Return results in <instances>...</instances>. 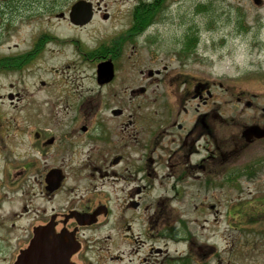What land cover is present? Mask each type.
Segmentation results:
<instances>
[{"label":"flooded vegetation","instance_id":"1","mask_svg":"<svg viewBox=\"0 0 264 264\" xmlns=\"http://www.w3.org/2000/svg\"><path fill=\"white\" fill-rule=\"evenodd\" d=\"M134 1L127 10L113 4L108 13L100 1H90L93 16L110 23L104 43L73 49L94 65L93 108L65 111L55 133L42 126L40 109L25 91L45 88L55 67L64 65L65 45L78 42L64 39V23L83 29L92 20L71 24L63 0H0V264H18L22 253V264H155L152 258L163 250L150 244L140 257L146 243L174 236L169 218L163 224L155 213L147 215L159 202L152 199L156 181L171 177L174 191L200 198L221 189V180L263 173L264 103L238 91L230 96L249 113L224 120L215 84L204 74L168 66L160 57L144 64L139 45L160 43H145L143 36L167 32L159 20L165 5ZM127 49L135 52L132 66ZM103 62L112 71L98 82ZM63 88L43 90L71 100ZM25 123L40 126L28 130ZM249 129L255 132L245 135ZM246 152L250 158L242 163ZM159 167L163 176L153 170ZM99 232L102 237L94 238ZM170 259L164 264L175 263Z\"/></svg>","mask_w":264,"mask_h":264},{"label":"rangeland","instance_id":"2","mask_svg":"<svg viewBox=\"0 0 264 264\" xmlns=\"http://www.w3.org/2000/svg\"><path fill=\"white\" fill-rule=\"evenodd\" d=\"M63 1L66 15L76 0ZM89 1H100L106 6L105 13L113 8V4H121V9L127 10L135 2ZM163 2L166 11L162 14L160 11L159 20L168 27L167 32L159 38L143 36L145 43H160H150L148 46L140 43L141 55L138 56L142 62H152L149 57L153 56L160 57L168 66H190L193 74L202 73L210 83L215 84L212 94L215 104L222 102L219 111L224 120H244L249 110L236 106L233 94L243 91L249 98L256 95L257 102L264 103V0H261L260 6L253 5L251 0ZM66 23L63 26L64 39L75 38L78 42L70 43L72 48L65 45L64 65L55 67V75L48 77L51 81L47 82L45 88L29 86L25 91L27 96H33L29 101L40 109L42 126L55 133L57 123L65 111L92 110L90 100L95 92L94 65L92 61L81 60L73 49L91 51L104 43L110 26L99 16H95L83 29L71 28ZM188 37H191V43L196 44L189 52H183ZM150 47L153 48L152 54L148 50L152 49ZM124 58L131 65L135 52L127 49ZM59 84H63L64 94L68 90L72 93L71 100L51 97L43 90L53 91ZM147 106L152 109L149 104ZM240 109L243 114L239 113ZM16 116L19 117V113ZM25 125L28 130L40 126L29 123ZM232 129V126L225 128V136ZM249 158L250 153L246 152L241 162ZM153 170L160 176L164 174L161 167ZM245 176L243 174L231 182L221 180V189H209L207 197L204 195L200 198L191 196L189 191L184 196L176 192L178 189L174 191L172 186L177 183L171 177L156 181L154 184L159 189L153 192L152 199H158L159 202L147 210V215L155 213L156 217L160 216L163 224L165 222L162 219L169 218L167 223L172 225L174 236L168 235L167 240L160 239L156 244L146 243L143 248L145 252L139 256L147 255V248L151 244L163 250L162 254L152 258L157 260L155 264H164L168 258L173 259L175 264H264V171L251 179ZM129 217V214L125 215L126 220ZM102 235V232L96 233L94 238ZM140 238L144 239L142 232ZM114 261L111 264H120V259Z\"/></svg>","mask_w":264,"mask_h":264},{"label":"water","instance_id":"3","mask_svg":"<svg viewBox=\"0 0 264 264\" xmlns=\"http://www.w3.org/2000/svg\"><path fill=\"white\" fill-rule=\"evenodd\" d=\"M252 2L254 5L258 6L260 5L261 0H252ZM68 18L74 25L83 26L87 24L92 18L91 4L84 1H78L74 3L70 8ZM97 66L98 81L101 82L108 80L112 71L109 67L112 65L110 63L104 62L100 63ZM254 132L255 131L253 129H249L245 132V135H250ZM26 258L27 253H22V255L18 259V264H22L26 260Z\"/></svg>","mask_w":264,"mask_h":264},{"label":"trees","instance_id":"4","mask_svg":"<svg viewBox=\"0 0 264 264\" xmlns=\"http://www.w3.org/2000/svg\"><path fill=\"white\" fill-rule=\"evenodd\" d=\"M190 38H191V37H188L187 39H189V41L191 42ZM187 39H186V40H187ZM187 41H188V40H187ZM192 48H193V44L190 45V49H192Z\"/></svg>","mask_w":264,"mask_h":264}]
</instances>
